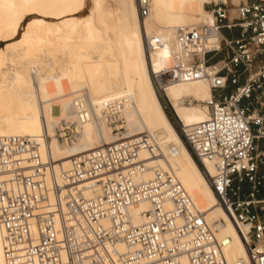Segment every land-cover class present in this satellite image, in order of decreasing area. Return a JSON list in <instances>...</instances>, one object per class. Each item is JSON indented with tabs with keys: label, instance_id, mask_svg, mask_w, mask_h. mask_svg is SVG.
Instances as JSON below:
<instances>
[{
	"label": "built area",
	"instance_id": "2783aa9c",
	"mask_svg": "<svg viewBox=\"0 0 264 264\" xmlns=\"http://www.w3.org/2000/svg\"><path fill=\"white\" fill-rule=\"evenodd\" d=\"M136 3L146 19L150 1ZM210 12L213 24L176 31L180 59L162 65L161 71L152 69V78L161 95L160 80L210 84L208 120L184 126L176 119L175 127L239 231L252 263L264 264V197H259L264 194V0L241 4L234 14L221 2ZM160 44L151 39L147 52ZM77 126L60 120L54 135L61 144L70 143ZM144 143L141 137L121 138L73 157L58 183L60 167L50 149L42 155L35 138L1 137L5 264H228L224 241L172 173L157 169L150 180L137 178L149 168L139 158ZM92 180H100V188L86 198L80 187ZM51 197L57 201L55 212L42 213L40 207ZM143 201L151 207L143 213L149 220L134 226L130 210Z\"/></svg>",
	"mask_w": 264,
	"mask_h": 264
},
{
	"label": "bare ground",
	"instance_id": "6f19581e",
	"mask_svg": "<svg viewBox=\"0 0 264 264\" xmlns=\"http://www.w3.org/2000/svg\"><path fill=\"white\" fill-rule=\"evenodd\" d=\"M101 1L93 0L91 13L78 18L84 0H0V44H5L0 48V138L31 137L39 142L42 155L50 149L60 167L58 183L60 171H69L71 158L121 138H144L139 158L149 168L137 178L150 180L157 169L172 173L224 241L227 263L253 264L235 224L167 116L152 80V69L161 71L162 65L171 66L180 59L176 31L191 28L192 22L198 24L201 19L200 26L213 24L205 3L220 0H151L144 20L136 0H116L115 9L106 13L99 10ZM29 16L34 17L19 36ZM153 38L161 44L148 53L147 42ZM159 84L182 125L208 120L207 106L182 104L188 97L208 102L212 95L207 81L165 84L160 80ZM63 119L78 122V134L67 144H61L53 130ZM46 181L50 184L52 176ZM100 184V180L87 181L80 189L91 198ZM60 201L67 203L63 197ZM56 202L51 197L40 210L54 213ZM150 208L144 201L132 207L131 224L147 223L149 217L143 213ZM3 236L0 226V264H5Z\"/></svg>",
	"mask_w": 264,
	"mask_h": 264
},
{
	"label": "rangeland",
	"instance_id": "374dc122",
	"mask_svg": "<svg viewBox=\"0 0 264 264\" xmlns=\"http://www.w3.org/2000/svg\"><path fill=\"white\" fill-rule=\"evenodd\" d=\"M226 1V2H225ZM225 1H222L220 0L218 3H221V2H225L226 3V6L230 9V10H233V14H234V10L237 6L241 5V4H244L246 3L247 1L246 0H237V2H235L234 0H225ZM249 2V1H248ZM151 0H150V5H151ZM218 3H215L214 1L210 2V3H205V4H208V5H205V8L206 9L205 11L207 12H210V9H212V7H214V5L218 4ZM116 7V0H102L101 1V4H100V12L101 13H106L112 9H115ZM93 9V0H84V3L82 4V6L80 7V9L78 10L77 14H76V17L78 18H84L86 16H88L91 11ZM34 16H29V17H26L24 20H23V23H22V26L21 28L19 29V36L23 33L24 29L26 28L27 24L29 23V21L33 18ZM200 19V18H199ZM190 22V21H189ZM188 22V23H189ZM204 20H200V22L198 24H195L194 22H192L194 25L193 27H199L201 24H203ZM191 22L189 24H192ZM142 28H143V25H142V22L140 23ZM163 28V27H161ZM155 30V28H153ZM152 29V30H153ZM153 30V31H154ZM143 32H144V29H143ZM225 36L227 38H231V36L228 34V33H224ZM5 47V44L4 43H1L0 44V48H3ZM148 56V55H147ZM153 80V79H152ZM154 85V84H153ZM156 90V89H155ZM157 91V90H156ZM159 95V94H158ZM165 96V94H164ZM163 95H160L159 98L161 100V103L163 105V108L167 114V116L169 117V119L172 121V123L175 125V122H176V114L173 110V107L171 106V104L168 102V99L167 97L165 96L164 97ZM182 104L186 107H195V106H206L205 103H202V102H196V100H194L193 98L191 97H188V98H184L183 101H182ZM176 118H175V116ZM178 119V118H177ZM179 120V119H178ZM123 132V131H122Z\"/></svg>",
	"mask_w": 264,
	"mask_h": 264
},
{
	"label": "crops",
	"instance_id": "0c3cea01",
	"mask_svg": "<svg viewBox=\"0 0 264 264\" xmlns=\"http://www.w3.org/2000/svg\"><path fill=\"white\" fill-rule=\"evenodd\" d=\"M247 2L248 1H252V0H246ZM260 198H263L264 197V194H260V196H259Z\"/></svg>",
	"mask_w": 264,
	"mask_h": 264
}]
</instances>
